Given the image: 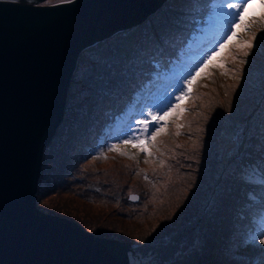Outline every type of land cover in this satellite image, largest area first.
I'll return each mask as SVG.
<instances>
[{"label":"rangeland","instance_id":"1","mask_svg":"<svg viewBox=\"0 0 264 264\" xmlns=\"http://www.w3.org/2000/svg\"><path fill=\"white\" fill-rule=\"evenodd\" d=\"M213 2L201 18L206 12L212 16L208 21L219 22L221 39L210 45L209 39L196 38L200 46L186 54L198 53L199 64L177 62L165 75L150 76L154 73L149 71L135 77L142 70L138 67L149 70L163 65L144 62L152 54L159 56L161 45L171 44L167 26L180 27L175 16L185 12V17L201 0H168L156 14L129 29L137 28L136 32L124 35L129 30L123 31L82 51L70 78L62 119L77 121L72 113L80 94L85 103L77 114L80 129L73 132L66 152L53 153L61 137L44 149L36 209L75 221L95 237L125 242L129 264H264L260 243L264 212L249 235H244L248 226L242 220L256 215L253 210L243 212L242 202L255 201L259 194L258 201L262 200L260 191L249 193L252 188L242 178H251L247 166L264 170V6L255 0L247 7L244 31L235 27L237 10L229 7L242 0ZM57 3L61 0L43 2ZM233 31L237 37L227 39ZM247 40H252V48L241 50L240 44ZM118 41L121 48L128 44L134 52L130 56L125 52L121 61L124 50L117 48ZM131 65H136L135 72L123 75ZM130 88L137 90L134 101L120 104ZM115 89L121 99L111 97ZM185 93L187 97L178 102L176 98ZM177 103L183 113L177 108L158 125L151 122L153 115L171 112L169 105L175 108ZM122 107L124 115L117 116ZM141 120L150 122V133L163 129L147 143L151 156L124 142L146 139ZM175 148L179 160L173 164L170 154ZM111 153L126 155L139 166L126 158L114 159ZM134 166L149 186L142 194V182L129 175ZM132 196L138 199L132 201Z\"/></svg>","mask_w":264,"mask_h":264},{"label":"water","instance_id":"2","mask_svg":"<svg viewBox=\"0 0 264 264\" xmlns=\"http://www.w3.org/2000/svg\"><path fill=\"white\" fill-rule=\"evenodd\" d=\"M0 0V264H129L125 242L36 209L79 54L164 0Z\"/></svg>","mask_w":264,"mask_h":264},{"label":"trees","instance_id":"3","mask_svg":"<svg viewBox=\"0 0 264 264\" xmlns=\"http://www.w3.org/2000/svg\"><path fill=\"white\" fill-rule=\"evenodd\" d=\"M202 2L204 0H201ZM175 6H178L177 4H174ZM168 7L169 9H173L172 6H166ZM197 7V6H196ZM194 7L193 9L191 8V11H189L186 16L184 17L182 13L185 14V12H182L181 14H179L178 16H175L176 19H173L174 22H177L178 25L180 27L178 28H174L173 25H170V26H167L169 29H170V34L166 36L167 39L171 40V44H166V45H161V50H160V54L159 56H156L155 54H152L149 56L148 58V61L144 62V65L145 64H149V60L150 61H154L155 63L158 62V63H162L163 65L158 68V69H154V68H150L149 70L145 67V66H141V67H138V69L140 70V68H142V70H140L139 73H136L135 74V77L136 75L137 76H140V74H142L143 72H152L156 75H161V73H165V71L168 69V67L170 65H172V63H177L181 58L182 56V53H183V50L184 48L187 46V39H189L191 36H193L197 31L198 32H201L202 30L205 29V27L203 26V20H199L198 18H196L195 15H193V12L194 10H196ZM170 11V10H169ZM200 18V17H199ZM137 29V28H136ZM136 29H133L132 31H127L124 33V35H128L129 33H133V32H136ZM123 35V36H124ZM115 36V35H114ZM163 37V36H162ZM114 38V37H113ZM113 38L111 39H105V40H102L101 42L99 43H95V45L91 46L88 51L92 50L93 48H96L98 46H96L97 44L101 45L102 42H107V41H110L112 40ZM175 38H178V40H175ZM121 41V40H120ZM118 41V47L117 48H120V50H124V52L122 53L121 57H120V61L124 59L125 57V52H126V55L127 56H130L132 55V53H134L132 50L129 49V45L126 44L125 48H121V42ZM122 42L123 43H127V40L126 38L122 39ZM157 42V41H156ZM147 43V42H146ZM178 46V49H174V47ZM139 57V56H138ZM161 58V59H160ZM79 59V58H78ZM240 59V58H239ZM166 63H169L168 65H165ZM77 65V64H76ZM77 67V66H76ZM135 67L136 65H131L130 68L122 73L123 75H127L129 73H132V72H135ZM77 69V68H76ZM76 72V70L74 71V73ZM73 73V75H74ZM153 74V75H154ZM72 75V76H73ZM150 76H153L151 73L149 74ZM134 76V75H133ZM72 78V77H71ZM139 78V77H138ZM72 80V79H70ZM71 82V81H70ZM130 92L127 93V97L123 100H121L120 104H126L127 105V102L129 103L131 100L133 101L134 100V97H133V90L136 91V89H132L130 88ZM73 95V94H72ZM72 95L70 96V101L72 99ZM111 97L113 98H116V99H121L122 98V95H117V90L115 89L112 93H111ZM68 98V97H67ZM79 99H80V103H75L77 107L76 111H73L72 114H75L74 117L76 118V120L78 121V118H79V115H77L78 113L81 112V109L83 107V105L85 104L83 102V96H80L79 94ZM125 106V105H124ZM117 107V106H116ZM115 107V109H116ZM124 107H122L118 112H116L115 114H117V116H123L124 115ZM114 109V110H115ZM67 109L65 108V111ZM101 110V109H100ZM114 110H112V112L114 113ZM67 112V111H66ZM63 114H64V111H63ZM88 114H85L83 116H87ZM77 121H61L60 125L58 126V129L55 133V135L53 136V140L49 143L50 146H52L53 144H55L57 142V139L58 137L60 138L61 137V142L59 144H56V145H53V147L55 148L53 153L62 150V153L66 152L67 149L69 148V146H71V141H72V134L73 132H75L76 130L80 129L79 126H77ZM112 124V123H111ZM113 125V124H112ZM88 132L85 133L84 137L86 138ZM177 148V147H176ZM175 148V151H173V154H170L172 155L174 158L171 160V162L174 164L176 162V160H179V157L177 156V149ZM45 149V148H44ZM43 151L45 152L46 150ZM66 149V150H65ZM43 152V154H44ZM120 154V153H118ZM116 153H111L110 155L114 158V159H118V158H126L128 159L131 163L137 165L138 163L132 159V158H128L126 155H118ZM58 156V155H57ZM61 157V156H60ZM139 166V165H137ZM135 167H133V169H131L132 171H130L129 175H131L132 177H135L137 179V181H141L142 182V187H139V193L142 194V192L145 190V189H149V186H147V183L143 177V173L141 174V171H139L138 173H135ZM153 177V174H151V176L149 175V179ZM250 181L249 183H252L253 184V187H256L259 189V186H261L262 184H264V170L258 166V167H254V174L251 176V178H249ZM41 181V180H40ZM40 181L38 182V191H37V194H36V197L38 199V194H39V190H40ZM139 185H141L140 183H138ZM43 192V191H42ZM262 195H264V190H262ZM260 197V195H259ZM143 199L141 200H144L145 198L142 197ZM38 201V200H37ZM254 206H255V203L254 201L251 199L250 201H243L242 202V209H243V212L244 211H248V210H254ZM256 206L258 207H261V204H257ZM253 219V217H250ZM205 219V217H203V220ZM243 221H245L244 218H242ZM246 224H249L248 222H244ZM197 252V251H196ZM195 252V253H196ZM200 252V251H199ZM194 254V253H192ZM189 255V256H192ZM199 255V254H198Z\"/></svg>","mask_w":264,"mask_h":264},{"label":"snow or ice","instance_id":"4","mask_svg":"<svg viewBox=\"0 0 264 264\" xmlns=\"http://www.w3.org/2000/svg\"><path fill=\"white\" fill-rule=\"evenodd\" d=\"M61 2H67V3H71L72 0H61ZM255 0H242V3H237V4H230L229 7L234 8L237 10V23L235 24L236 28H243L244 31L248 30V25L245 23V16L244 13L247 11V7L251 6L252 3H254ZM261 4L262 6H264V0H261ZM230 15L232 16V13H230ZM231 23V19L230 22ZM237 32L233 31L231 32V36L227 37V39H231L233 37H237ZM252 40H255V36H253ZM252 40H247L244 41L243 43L240 44V49L244 50V49H248L250 50L253 46L252 44ZM221 49L223 50V45L221 46ZM249 54L248 51L244 52V55L247 56ZM205 67H207V65H205ZM221 67H223V65H221ZM201 71H203V69H201ZM196 75H199V73H197ZM193 79H195V77H193ZM189 85H191V81H189ZM191 91L190 87H189V92ZM187 93H185L184 96H178L176 99L177 101H183L186 97H187ZM169 108H171V112H169L168 110H165L163 115L160 116H152V120L151 122H154L155 124H159L160 121L162 120H166L167 117L169 115H171L172 112H175L177 110V108L180 109V112L183 113L185 111L184 108H180L179 103H177L176 107L173 108L171 106V104L169 105ZM140 124L143 125L142 131L143 133L146 134V139H140L139 137L135 138L134 140H125V143H129L132 145V147L134 148H139L141 152H145L147 153L148 156H151L152 153L148 150L147 148V143L151 140L154 141L156 139V137L160 134V132L163 130L160 127L155 128L151 133L149 132V124L150 122L148 120H141L139 121ZM180 127V126H178ZM179 134V133H177ZM116 150V149H113ZM133 200L138 199V197L136 196H132L131 197ZM260 243L264 244V239L260 240Z\"/></svg>","mask_w":264,"mask_h":264},{"label":"bare ground","instance_id":"5","mask_svg":"<svg viewBox=\"0 0 264 264\" xmlns=\"http://www.w3.org/2000/svg\"><path fill=\"white\" fill-rule=\"evenodd\" d=\"M166 1H168V0H164L163 3H165ZM163 3H162L161 5H159V6H162ZM158 10H159V9H157V11H158ZM157 11H156L155 13L150 14V15L156 14ZM150 15H148V16H150ZM140 24H141V23H140ZM138 25H139V24H138ZM132 28H134V27H132ZM130 29H131V28H130ZM126 30H129V28H128V29H124V30H118L117 32H114L113 35H112L111 37H113L114 35H117L118 33H122L123 31H126ZM111 37H109L108 39H110ZM104 40H105V39H104ZM50 144H51V143H50ZM126 248H128V250H129V247H128V246H126Z\"/></svg>","mask_w":264,"mask_h":264}]
</instances>
